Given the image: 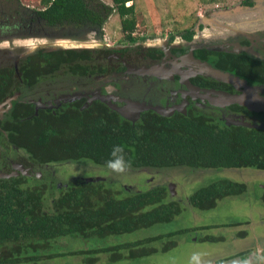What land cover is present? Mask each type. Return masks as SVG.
Here are the masks:
<instances>
[{"label": "trees", "instance_id": "1", "mask_svg": "<svg viewBox=\"0 0 264 264\" xmlns=\"http://www.w3.org/2000/svg\"><path fill=\"white\" fill-rule=\"evenodd\" d=\"M110 1L112 7L98 0H40L41 9L29 10L20 6L18 0H0V17L42 37H70L87 31L100 36V27L114 11L129 39L134 28L133 5H124L132 0ZM239 5L251 7L253 0H240ZM190 35L187 31L183 37L189 39ZM91 54L88 49L38 48L25 59L30 61V80L33 83L59 71L88 74L97 68L91 64ZM203 60L214 69L242 79H264L258 65L243 57L203 49ZM26 66L20 68L23 77ZM29 116V122L23 117L20 121L15 118V145L28 155L32 167L79 161L107 167L113 159V148L120 146L129 170H264V131L213 125L202 116L154 117L131 125L112 117L98 118L99 115L89 120L85 112ZM22 180V176L12 181L0 180V264H38L58 256L55 241L61 237L86 239L130 233L169 222L179 214L178 205L168 201L164 185L117 195L106 184L75 181L66 188H53L52 193L49 186L44 189L35 179L26 184ZM244 190L243 184L224 180L197 189L186 202L199 209L211 208L216 200ZM261 198L264 203V192Z\"/></svg>", "mask_w": 264, "mask_h": 264}, {"label": "rangeland", "instance_id": "2", "mask_svg": "<svg viewBox=\"0 0 264 264\" xmlns=\"http://www.w3.org/2000/svg\"><path fill=\"white\" fill-rule=\"evenodd\" d=\"M98 1L112 7L110 0ZM18 3L31 10L42 7L40 0H18ZM131 4L134 20L132 37L150 45H156L159 39L172 34L178 37L180 31L191 28L194 30L191 39L194 47L216 48L236 39L227 38L231 34L230 27L247 32L264 29V3L246 12L236 9L240 7V0H132L124 6ZM120 20L112 11L102 25L101 36L87 31L70 35V38L86 42L94 49L107 50L111 44H124ZM28 31H21L23 33L15 37L16 54H25L37 47L69 48L72 47L69 42H74L66 37L31 36ZM142 37L147 40L140 41ZM51 169L59 181L72 177L86 179L102 176L126 187V192L131 193L136 190L144 192L159 184L165 185L166 189L170 186L167 189L171 193L168 201L179 207V214L169 222L130 233L88 239L64 237L57 243L59 253L111 248L105 254L96 256L100 264H264V203L261 198L264 170L174 167L161 171L128 169L116 174L108 167L96 166L88 161L53 165ZM224 180L243 184L244 192L218 199L211 208L199 209L186 202L187 197L197 189ZM158 236L160 238L155 241L144 242ZM137 242V246L128 247ZM122 245L128 246L115 248ZM92 258L93 254L63 256L60 260L45 263L84 264Z\"/></svg>", "mask_w": 264, "mask_h": 264}, {"label": "flooded vegetation", "instance_id": "3", "mask_svg": "<svg viewBox=\"0 0 264 264\" xmlns=\"http://www.w3.org/2000/svg\"><path fill=\"white\" fill-rule=\"evenodd\" d=\"M28 27L30 28V25ZM201 28L202 26L199 25L198 29ZM25 30V26L21 24L15 26V23L0 17V180L12 181L22 176V181L26 184L30 183L31 179H35L44 189L49 186L51 189L48 190L52 193L53 188H66L69 183L75 181L100 182L108 185L115 194L129 193L126 192V187L106 180L102 176L86 179L72 177L59 181L55 171L51 169L53 165L59 164L32 167L28 155L15 145L17 129L15 118L18 117L20 121L23 117L24 121L29 122L31 113L34 116L39 114L54 116L63 112L78 114L85 112L89 120H94L99 115L98 118L112 117L117 122L121 121L129 125L154 117L173 119L177 116H202L213 125L221 123L226 127L240 126L264 131V79L258 82L235 76L244 82L248 88L245 91L242 86L234 87L200 75L187 79L178 75L179 70L187 69L175 65L188 54L189 44L194 35V30L191 28L180 31L178 37L172 34L167 38L159 39L156 45L138 42L139 39L132 37V34L128 39L124 34V44H111L107 50L88 48L92 52L91 64L97 66L96 70L93 69L94 71L84 75L65 74L59 71L52 76H42L33 83L30 80V61L25 59L36 49H47V47H37L25 54H16L13 41ZM101 30L102 26L98 32L100 36ZM187 31L191 32L189 39L183 37ZM88 32L97 34L94 31ZM28 35L42 37L32 34L31 30L28 31ZM144 40H147L146 37L140 39V41ZM203 49L243 57L253 65L256 63L258 72L264 74V34L258 33L250 39L236 37L216 48L201 46L191 50L194 60L208 64L209 61L203 60ZM23 64L27 65L22 69L26 74L24 77L20 69ZM208 65L211 67L210 64ZM153 68H156V73L150 74L146 71ZM250 69L252 71V68ZM213 91L240 97V103L226 105L213 95L206 94H211ZM120 114L134 121L127 120ZM233 122L247 124L249 127L235 125ZM20 170L26 174L23 175ZM5 175L7 177H4ZM166 191L168 192L167 189ZM62 238L64 237L55 241L58 256L50 259L51 261L60 260L63 256L93 254L94 258L84 264H100L96 256L111 250V248L99 247L90 251L59 253L57 243ZM45 262L38 264H47Z\"/></svg>", "mask_w": 264, "mask_h": 264}, {"label": "water", "instance_id": "4", "mask_svg": "<svg viewBox=\"0 0 264 264\" xmlns=\"http://www.w3.org/2000/svg\"><path fill=\"white\" fill-rule=\"evenodd\" d=\"M261 3H264V0H253V5L251 7H237L236 9L239 10H243V12L249 11V10H254L256 9L259 5H261ZM227 14V13H226ZM232 14V13H229ZM222 15V14H221ZM224 15V14H223ZM231 29L229 30V32L231 34L227 35V38L231 39L233 37H244L245 39H250L251 37L255 36L256 33H263L264 34V29H257V31L253 30V31H246L240 28H234V27H230ZM79 35V34H77ZM66 36H56L57 39H65ZM74 37H66V39H70L72 40ZM74 42H69L70 44H72V47L69 48H62L60 47L59 49H88L90 48L89 45L86 42L81 43L80 41H75L72 40ZM189 50H188V54L186 55V57H184L183 59H181V61L179 63H177L175 66L177 67H185L187 68L184 71L179 70L178 71V75L182 76V78H189L192 77L194 75H200L203 77H207L210 79H213L215 81L218 82H223V83H227L230 84L232 86H242L245 91L248 90V88L245 86L244 82L238 80V78H236L235 76L229 74V73H225L222 72L220 70L217 69H213L211 68L208 64L194 60L192 58L191 55V50L195 49L196 47H194V44L190 43L189 44ZM193 46V47H192ZM156 68H153L151 70H146L148 72L151 73H156L155 72ZM166 73V72H165ZM207 95H213L215 98H217L219 101H223L224 104H232V103H240V97L237 96H233V95H229L227 93H222V92H211V94L206 93ZM122 116V114H120ZM127 120L130 121H134V119H129L125 116H122ZM233 124L235 125H243V126H247L249 127V125L247 124H242V123H238V122H233ZM20 172L24 175L26 174V172L20 170ZM4 177H7V175H5ZM168 190L170 189V186L167 188ZM169 195H171V193L169 192Z\"/></svg>", "mask_w": 264, "mask_h": 264}, {"label": "clouds", "instance_id": "5", "mask_svg": "<svg viewBox=\"0 0 264 264\" xmlns=\"http://www.w3.org/2000/svg\"><path fill=\"white\" fill-rule=\"evenodd\" d=\"M113 159L107 162V167L116 174L124 173L128 167L129 163L125 160L123 154V148L120 146L114 147L111 153Z\"/></svg>", "mask_w": 264, "mask_h": 264}, {"label": "crops", "instance_id": "6", "mask_svg": "<svg viewBox=\"0 0 264 264\" xmlns=\"http://www.w3.org/2000/svg\"><path fill=\"white\" fill-rule=\"evenodd\" d=\"M222 261V260H221Z\"/></svg>", "mask_w": 264, "mask_h": 264}]
</instances>
